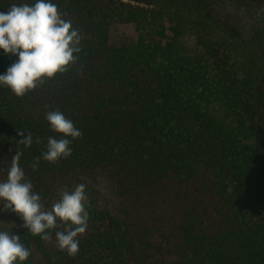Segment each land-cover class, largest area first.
Wrapping results in <instances>:
<instances>
[{"label": "trees", "instance_id": "16d2710c", "mask_svg": "<svg viewBox=\"0 0 264 264\" xmlns=\"http://www.w3.org/2000/svg\"><path fill=\"white\" fill-rule=\"evenodd\" d=\"M235 1L53 0L82 51L24 97L0 88V181L21 153L46 207L85 183L89 221L75 256L54 233L43 241L21 228L25 264H264V71L241 65L213 29ZM241 2L264 59V0ZM10 65L5 54L0 73ZM51 110L82 136L71 156L33 171L56 135ZM21 133L41 143L25 147Z\"/></svg>", "mask_w": 264, "mask_h": 264}, {"label": "clouds", "instance_id": "9594fccd", "mask_svg": "<svg viewBox=\"0 0 264 264\" xmlns=\"http://www.w3.org/2000/svg\"><path fill=\"white\" fill-rule=\"evenodd\" d=\"M84 36L53 0H19L5 11L0 10V50L16 57L0 73V88L9 89L18 98L35 90L57 74H63L74 65L82 51ZM45 120L55 136L47 137L44 151L35 158V171L41 159L55 164L71 156L74 141L82 132L59 110L46 112ZM21 143L31 147L41 143L31 133H21ZM21 153L11 158L6 179L0 181V211L10 210L22 221L14 228L26 229L43 241L55 237L57 248L68 256L79 252V237L86 232L89 221V197L85 183L71 189H58V199L46 207L40 193L20 166ZM0 229V264H25L31 250L21 242V235L13 229Z\"/></svg>", "mask_w": 264, "mask_h": 264}, {"label": "rangeland", "instance_id": "374dc122", "mask_svg": "<svg viewBox=\"0 0 264 264\" xmlns=\"http://www.w3.org/2000/svg\"><path fill=\"white\" fill-rule=\"evenodd\" d=\"M235 5V11L229 14L221 10L218 11V15L215 16L216 23L213 25V29L219 38L228 42L231 51L241 65H246V67L250 65L256 70L262 69L264 71V59L260 58L256 48L252 47L250 43L253 31L251 26L253 18L252 10L247 9L248 7L241 0L235 1ZM186 40L187 43L193 44L195 41L193 34L188 33ZM4 56L3 50H0V61ZM7 57L11 64L16 59V57L10 54ZM3 63L7 64L8 61L4 60ZM0 208H2V205H0ZM21 223L22 221L19 217L10 210L0 211V229L9 230ZM20 229L19 227L14 228L13 233L17 234Z\"/></svg>", "mask_w": 264, "mask_h": 264}]
</instances>
